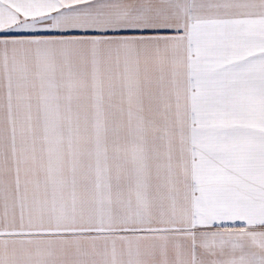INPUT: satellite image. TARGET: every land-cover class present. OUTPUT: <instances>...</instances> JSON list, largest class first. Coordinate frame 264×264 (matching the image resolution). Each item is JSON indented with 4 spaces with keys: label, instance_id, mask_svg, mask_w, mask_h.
Wrapping results in <instances>:
<instances>
[{
    "label": "snow or ice",
    "instance_id": "6c2138e0",
    "mask_svg": "<svg viewBox=\"0 0 264 264\" xmlns=\"http://www.w3.org/2000/svg\"><path fill=\"white\" fill-rule=\"evenodd\" d=\"M0 264H264V0H0Z\"/></svg>",
    "mask_w": 264,
    "mask_h": 264
}]
</instances>
